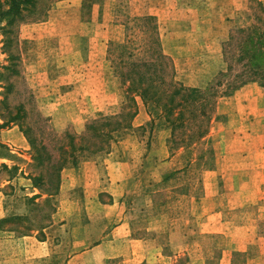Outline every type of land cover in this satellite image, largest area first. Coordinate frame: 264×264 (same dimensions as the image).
Returning a JSON list of instances; mask_svg holds the SVG:
<instances>
[{"label":"rangeland","instance_id":"obj_1","mask_svg":"<svg viewBox=\"0 0 264 264\" xmlns=\"http://www.w3.org/2000/svg\"><path fill=\"white\" fill-rule=\"evenodd\" d=\"M24 7L5 15L9 0H0V264L17 250L5 242L13 236L87 224L67 237L77 250L75 241L92 244L121 217L143 242L130 264H264V107L259 99L252 111L237 109L230 99L244 85L223 94L226 84L216 83L230 37L264 25V0ZM132 61L156 63L165 88L200 89L209 123L200 104L186 108L184 100L173 106L170 118H184L173 130L161 107L149 113L137 96L133 127L108 144L86 132L93 119L122 111L120 72ZM247 84L237 93L246 105L264 95L258 82ZM108 264L129 263L121 256Z\"/></svg>","mask_w":264,"mask_h":264},{"label":"trees","instance_id":"obj_2","mask_svg":"<svg viewBox=\"0 0 264 264\" xmlns=\"http://www.w3.org/2000/svg\"><path fill=\"white\" fill-rule=\"evenodd\" d=\"M35 2L36 0H9V8L4 11V14L9 16L19 15L25 8L24 6L28 4L34 5ZM237 33L232 35L226 44L224 56L227 68L220 72L216 80L217 85L226 84L223 94H232L249 82H258L264 86V25L254 24L240 29ZM163 57L164 55L161 54L160 58L162 59ZM154 66H157L154 62L132 61L129 66L122 69L120 76L126 92V102L122 111L117 115L93 119L87 124L86 132L96 133L105 144H108L109 139L113 138V134L133 127L130 119L138 113L137 96L147 106L149 113L153 112L152 105L161 107V111L166 112V119L170 120L171 124L174 123L172 126L173 130L183 126L184 119L183 112H179L175 119V121L179 120L180 122L176 123L170 118L174 109L173 106L182 105L184 100L186 104H183L186 108L194 106L198 110L200 104L202 107L200 113L207 118L209 123L210 115L204 107L206 97H203V92L198 88L177 87L174 82L168 88L163 87L166 83V78L158 73L159 69L154 68ZM177 97L181 101L176 102ZM165 99L170 104L168 107L167 104H162ZM196 116L194 114V117ZM197 132V138L203 137L208 133V126L198 127ZM194 134H196L195 131ZM174 141L176 142V140ZM90 146L88 148H91ZM101 149L104 150L105 148L102 147L99 150Z\"/></svg>","mask_w":264,"mask_h":264},{"label":"crops","instance_id":"obj_3","mask_svg":"<svg viewBox=\"0 0 264 264\" xmlns=\"http://www.w3.org/2000/svg\"><path fill=\"white\" fill-rule=\"evenodd\" d=\"M249 85L251 84L244 85L232 95L230 103L234 107L236 106L237 109L238 107L241 109L248 108L252 111L254 109L252 101H259V99L260 102L258 103L260 104L255 102L258 104L257 107H264V102L261 100L264 95H252L248 98L251 99V102H248L247 105L244 104L239 95L237 96V93L243 91ZM254 88L258 91H264V88H261L262 90H259L260 88L256 86ZM252 90L253 88H250V91ZM3 200L4 196L0 192V219H3L6 215ZM87 226L86 224L77 227L69 224V222L60 225L50 224L46 228L44 227L42 233L38 232L39 237H37L38 234L32 233L6 239L5 242L12 247H16L17 250L13 251L12 255L6 256V259H2L1 264H40L42 258L48 256L55 258V261L60 260L58 264H108L112 258L121 256H123V262L130 264L138 258L143 242L137 237H132L131 224L122 217L111 229H104L100 237L94 240L92 244L85 245L86 243L81 239L75 242L80 245L83 244V246L80 249L72 250V241L67 240V237L73 236V232L77 228L80 231H86L85 227ZM57 236L59 238L55 240Z\"/></svg>","mask_w":264,"mask_h":264}]
</instances>
